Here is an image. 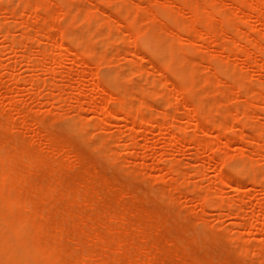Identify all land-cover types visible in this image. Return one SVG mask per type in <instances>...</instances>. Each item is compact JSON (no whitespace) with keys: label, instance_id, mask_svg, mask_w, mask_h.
Here are the masks:
<instances>
[{"label":"rangeland","instance_id":"374dc122","mask_svg":"<svg viewBox=\"0 0 264 264\" xmlns=\"http://www.w3.org/2000/svg\"><path fill=\"white\" fill-rule=\"evenodd\" d=\"M7 1L0 0V6L5 5ZM39 1L51 7L49 8L56 27L50 32H46L44 28L46 21L42 20V17H36L37 13L41 14L36 8ZM160 1L13 0L14 4L11 7L13 10L8 12L0 9V22L6 26L3 30H10L15 40L23 39L26 33L28 34L25 37L31 38L25 39L29 43L25 42L26 47H21V50L13 53L10 42L9 44L4 42V32H0L2 33L0 134L3 135L4 142L2 144L8 142V146L16 152H20L28 145L29 150L28 148L26 150L29 154L21 163L22 168H27L28 160L34 156L33 153L44 150L46 156H51L54 163L50 158L47 163L51 161L53 164L46 163L45 166L48 170L53 165L52 173L58 169V176L55 178L51 169L47 171L46 168L38 169L32 176L35 183L43 184L46 188L52 183L53 186L58 183L56 187L60 192H66L69 188L79 191L91 182L95 191L91 195L96 200L100 199V203L92 202L84 209L83 196L86 193H82L78 200L79 204L76 202L73 205L72 216L77 212L82 213L84 209L82 215L87 220L88 227H91L95 224L93 216L96 211L102 216H108L110 211L123 212L127 209L125 213L129 218L124 230L136 234L140 229L144 230L147 237L143 240L137 239L136 242L146 246L148 249L146 254L154 255L162 264H264V76L256 71L257 64L254 63L264 59L262 55L264 53H253L254 50L251 48L253 51L249 52L248 58L241 53L229 55L227 51L222 50L221 42L204 44L197 41L198 43L193 46L184 35L183 43L181 41L179 44L182 54L178 47L179 55L188 57L186 59L189 62L184 64L180 59H174L171 52L164 48L166 43L163 33L159 32L160 26H156V23L147 17L154 13L157 20L162 22L164 20V23L178 32L180 23L187 18L188 13L185 16L177 15L169 7L160 4ZM200 1L208 3L211 0ZM235 1H240L246 7L252 0H223L221 4L219 3L223 15L218 18L221 19V23L217 22L226 30L221 41L241 35L240 43L252 38L264 46V23L256 21V18L247 20L243 11L233 15L231 10ZM29 2L33 3L29 6L32 7L25 10ZM133 2L139 3L141 12L138 26L144 30V37L137 36L136 39L130 36L136 31V27L130 23L136 9ZM11 11H16V15ZM70 11H73L72 14L78 12L71 15ZM88 13L94 14L91 15V19L86 17V21L84 16ZM109 16L118 21L114 24L115 21L112 19L114 27ZM168 21L173 24L170 25ZM231 21L235 27L230 26ZM244 31L250 33V36L245 35ZM48 35L53 39L58 38L61 44L53 47L50 44L53 40L51 41ZM148 36L153 37L146 42L145 38ZM247 36L251 38H245ZM70 39L75 42H72L73 51L81 54L82 59L72 60L74 58L71 59L72 54L66 53L63 49V45L68 44ZM79 42H83L85 47L78 45ZM89 47H96L95 60L88 53ZM102 51L106 55L100 63L97 61H100ZM42 52L50 56L47 57L46 54L42 56ZM27 53L32 54L34 62L46 61L52 55H58L63 62L60 59L61 65L53 66L55 74L58 73L56 80L47 83L45 79L49 78L47 76H51L52 72L42 70L40 66H37L38 69L29 68L23 56ZM195 62L197 67L199 63H203L199 64L201 70L198 68L196 79L198 83L195 80L187 84L185 76L192 68L194 69L195 64L192 63ZM53 67L48 69L52 71ZM70 70L75 73L70 77L72 80L68 78ZM212 76L213 78L218 76L223 80L219 79V83L217 77L213 79V83L206 80ZM32 77L40 79V90L29 83ZM202 79L205 80L201 84ZM94 81H97L100 87L108 89L114 98L126 96L128 103L147 100L148 103L140 107L146 118L165 114L175 124L174 127L173 125L170 127L175 132L184 129L187 120L192 117V124L187 128L190 136L181 142L171 144L172 136L169 132L165 133L163 127L158 125L148 127L145 124L128 135L131 123L123 118L124 113L114 109L104 113V102L99 99L96 107H81V100L88 99L90 94H97L96 89L92 90L95 87ZM78 82L86 85L85 92L77 91ZM186 85L190 86L191 92L185 98L178 97V89H183ZM239 85L243 86V89H240ZM200 87L202 93L195 95V91ZM251 88L249 94L250 91L247 90ZM241 90L244 92H240ZM51 93H54V100L50 98ZM10 103L17 105L18 110L11 108ZM113 105L115 102L111 101V106ZM205 105H209V108ZM200 116H209L208 118L214 121H224L225 128L204 125L205 127L196 129L193 123ZM26 120L29 122L25 126ZM11 122L14 124L12 131V128L5 126ZM88 122L92 124L86 127ZM194 128L199 130V139L211 140V144L202 153L196 146L199 139L196 141L194 138L196 141L194 143L191 138L195 133ZM32 131L36 133L35 141L29 139ZM132 142L134 148L130 147ZM32 143L34 145H31ZM41 146L44 147L40 148ZM53 147L59 154L54 156L55 158ZM212 154L215 155V161L209 159ZM70 157L75 165L72 164L68 169L66 163ZM224 158L225 163L220 166L219 163ZM169 160L178 169L174 174L169 173L163 163ZM2 162L3 158L0 157V164ZM221 175L227 176L224 181H219ZM48 176H52V181ZM54 178L59 181H55ZM205 188L209 190L208 198L205 197L204 200L202 194ZM54 202L60 212L66 204V198L58 195ZM139 221L142 222V227L139 226L141 224ZM137 225L140 229H137L139 228ZM64 240H67L66 237ZM14 243L19 246L18 239H15ZM77 244L80 248H77ZM85 248L86 246L75 238L70 241L65 254L72 259L73 264H80ZM125 258L121 260V264L129 262L133 256L129 254L127 259ZM96 261L92 264H100L98 260Z\"/></svg>","mask_w":264,"mask_h":264},{"label":"bare ground","instance_id":"6f19581e","mask_svg":"<svg viewBox=\"0 0 264 264\" xmlns=\"http://www.w3.org/2000/svg\"><path fill=\"white\" fill-rule=\"evenodd\" d=\"M222 1L223 0H211L210 2L206 3V2H201L200 0L199 1L198 0H161L160 4H162L163 6L169 7L170 10L177 15H181V16L184 15L185 16V14L188 13V15H186L187 18L182 22V24L180 23V26L178 25L179 26L178 32L175 31L174 29H172V27L168 26L166 23H164L165 22L164 20H163V22H162V20L161 21L157 20V16L155 17L153 15L154 13L149 15L147 17V19L150 18L152 20V22L156 23V26H160L159 32L161 31L163 33L164 40L166 43V46L164 48H166L167 51L171 52L172 56L175 57L174 59H180L181 62L182 61L184 62V64H185V62H189V60L186 59L187 56L186 57L184 55L180 56L178 53L179 51H180V54H182V52H183L181 47L179 46V44L181 41L183 43V38L185 37L184 35L187 36V40L193 46H195L196 43H198L197 41L202 42L204 44H210V43H214V42L220 43L221 42L222 48H223L222 50L224 52L227 51L228 54L229 53L230 54L231 53H235V54L241 53L242 55H245L246 58H248L249 52L250 51L252 52L253 50H254L253 53L255 52L256 54L257 53H261V54L264 53V46L262 44H260L259 41L254 40L251 37H248V36H250L249 35L250 33H247V31H244V33L246 32L245 35L248 34V36L245 38H248V39L251 38V40H254V41L246 40V42L240 43V41H242V36L237 35V34H236L237 36H231L229 39H223L224 42L221 41L223 34L226 32L225 28L221 24L218 25L219 23L217 22V21H219L221 23V21H220L221 19L219 20L218 18H220L223 15V11H221L222 8H221V6L219 7V5L222 3ZM243 1H241V2H243ZM35 2H34V4H35ZM243 3H245V2H243ZM13 4H14L13 0H8L5 5L0 6V9H2L3 11L9 12L10 10H13V9H11ZM24 4H25V2H24ZM32 4L33 3L29 2L28 7H26L25 10H28V8H31L32 6L31 7H29V6ZM134 4H133V7L136 8L134 10L135 15H134L133 19L130 21V23H131V25L136 27V31L132 34L130 33L131 34L130 36H132L136 39L137 36L138 37L139 36L144 37V35H143L144 30H142L138 26L139 16H140L139 12H141V11H139V5H138L139 3L136 4V2H135ZM117 5H118V3H117ZM15 6H16V4H15ZM74 6H76V5L74 4ZM74 6H71V7L74 8ZM244 6L245 5L244 4L242 5L240 3V1H237L236 3H234V7L231 10L232 14L238 15L239 12L243 11L246 13V19L247 20L256 18L257 19L256 21L264 23V0H252L250 3L247 4L246 7H244ZM49 7H48V5L43 4L40 1L38 3H36L37 10L41 11V14H38L37 12H35V13H37L36 17H42V20L46 21V23L44 22V24H45L44 28H46V32L47 31L50 32V30H54V28L56 27L54 25L55 22H53L54 16L51 14V10H50L51 7L50 8ZM36 8H35V10H36ZM123 9H122V11H123ZM16 11H14L15 12L14 15H16ZM29 11H31V10H29ZM73 11H75V10H73ZM73 11L72 12L70 11L69 13H71V15H74V14H76V12H78V11H76L74 14H72ZM14 12H12V13H14ZM23 13H25V12H23ZM44 13H45V15H44ZM82 13H84V12H82ZM66 14H67V12H66ZM80 14H81V12H80ZM93 14L94 13H88L87 16L84 14L85 18L84 17L83 18L85 20H86V17H87V19H88V17H89V19H91L92 18L91 15H93ZM105 14H107V13H105ZM170 14H172V13H170ZM229 14H230V12H229ZM229 14L227 13V15H229ZM12 16H13V14H12ZM21 16H22V13H21ZM18 17H20V16H18ZM93 17H95V16H93ZM229 18H231V17H229ZM110 19L111 20L114 19L115 23L113 20L110 21V23L112 22L111 23L112 27H114L113 23L117 24L118 21L115 20L116 18L110 17ZM158 19H160V18H158ZM151 20H149V21H151ZM92 21H94V19ZM92 21H91V24H92ZM169 22L170 21H168V23ZM233 22H235V21L233 20ZM233 22L231 21V22H229V24H231ZM2 23L3 22H0V32H4V42H6L8 44L10 42V44L12 46L11 50L13 53H16L18 50H21V47L23 48V47L27 46L25 44V42H26V40H28V38H30V36L25 37V35L28 33H26L24 35V37H22L23 39H20V40L16 39L15 40L12 37L13 35H11L10 30H8V29L3 30L4 27H6V26H4V24H2ZM106 23L108 25H110L108 22H106ZM169 24L172 25L173 22L169 23ZM232 25L233 24H231L230 26H232ZM234 25H236V22L234 23ZM124 26H126V24H124ZM20 27H21V25H20ZM20 27H16V28L19 29ZM232 27H235V26H232ZM23 29H25V28H23ZM146 29H149V28H146ZM26 30H28V29H26ZM47 37H49L50 40L51 39L53 40V43L52 42L50 43L53 47H55V46L58 47V44H61L60 42H58V38L54 37V39H53L49 35ZM104 37H102V38H104ZM151 37H153V36H148L147 38H145L146 39L145 41L146 42L150 41ZM106 38H107V36H106ZM161 39H163V38H161ZM72 42H74V41L72 39H70L68 44H66V45L64 44L65 46L63 45V49L66 51V53H69L70 55L72 54L71 59L74 57L72 60L75 61V59H77V60L80 58L82 59L83 56H81V54H79L76 51H73ZM26 43H28V42H26ZM24 45H26V46H24ZM78 45H80V46L83 45V42H79ZM52 46H50V47H52ZM43 47H41V48H43ZM178 47H180L181 50L179 49V51H178ZM95 48L89 47L90 50H89V52L87 51L90 54V57L92 56V59H94V60L96 59ZM236 48H239V49L237 50ZM251 48H253V50ZM26 50H28V49H26ZM41 51H42V49H41ZM45 52H47L46 49H45ZM48 52H50V51H48ZM104 53L102 51V53L100 54V61H97V62L101 63L103 61V59L105 58V55H106V53L105 54ZM43 54H46V53L42 52V56H43ZM89 54H88V56H89ZM158 55L160 56V54H158ZM262 55L264 56V54H262ZM23 56L26 58V61H27L29 68L31 67L32 69H34L35 67L37 68V66L38 67L40 66V68L42 70H49L48 72H50V73L52 72L51 76H47L49 78H46L45 82L52 83V80L53 81L56 80V77H57L56 75L58 73L56 72V74H55V70H54L53 66H55V64H56V67H58L57 66L58 64L61 65V63H60L61 58L58 57V55L57 56L52 55L48 60H46V61L43 60L42 62L39 60H36L34 62V60H33L34 57L32 56L31 53L24 54ZM45 56H44V58H45ZM48 56H50V54H48L47 57ZM31 57H33V58H31ZM183 57L185 59H183ZM45 59H47V58H45ZM170 61H171V58H170ZM62 62H63V60H62ZM204 62H205V60H204ZM190 63H191V61H190ZM197 63H198V61H197ZM197 63L196 62L192 63L193 65L195 64V67L192 66V67H194V69L192 68L191 71L189 72V74L185 76L187 84L194 82L198 78V73H199L198 68L203 63H201V64L199 63L200 65L198 64V67H197ZM212 63L214 64V60ZM254 63L257 64L256 65L257 66L256 71H258L259 74L264 76V59L260 60L259 62L256 61ZM52 64H54V65H52ZM50 65H52V67H53L52 71L50 70L52 68V67L50 68ZM171 66H172V64H171ZM7 67L9 68V66H7ZM48 68H50V69H48ZM229 68H231V66ZM10 69H12V68H10ZM226 70H228V69L226 68ZM68 72H69L68 78H70L74 72L72 73V70H70ZM83 74L84 73L82 72V75ZM221 74L223 75V73H220V75ZM181 76H183V75H181ZM200 76H202V73ZM213 76H212V78H206V80L207 79L210 80L211 83L214 82L213 79L216 77L218 79V83L220 80L221 81L223 80V79H220L218 76H215L214 78H213ZM35 77H37V76H35ZM35 77H32L31 79H29V83L31 84V86H34L38 90H40V87H39L40 79H37ZM83 77H81V78L83 79ZM84 78L87 79V77H84ZM199 79H201V78H199ZM70 80H72V79L70 78ZM203 80H205V79L201 80V84H202ZM97 81L96 82L94 81L95 87L92 89V90L96 89L97 94L96 95L90 94L88 99L81 100L82 101L81 107H83V108L93 107V106L96 107L97 102H98L97 100L99 99L100 101L104 102V105H103V108H104L103 112L104 113L108 112L110 109H114V110H117V111L124 113L123 118H125V120H127V121H130V123H131V127H130L131 131L129 132L128 135L133 134V132L135 130H137L138 128H140V126L145 124L148 127H150V126L152 127V126H156V125L163 127L164 132L165 131L167 133L169 132L170 136H172V143L171 144H176V143L181 142L182 140H185L186 138H188L189 132L187 131V128H188V125L191 126V124H192V121H193L192 117H190L187 120V125L185 126L184 129L181 128L182 130L180 129V130H178L179 132H175V131L171 130L172 125L174 127L175 124H173L172 120L170 118H168L167 116H165V114L164 115L162 114L160 116H155L154 118L152 117L150 119L146 118V116L141 112L140 107H143L145 104H147L148 103L147 100L141 99L137 103H128L126 96L115 97L116 98L115 99L112 96L111 92H108L107 91L108 89H106L102 86L100 87V84ZM82 82H84V81H82ZM196 82L198 83L197 80H196ZM196 82H195V84H196ZM204 82H203V84H204ZM78 83H79V86H77V91L81 93V91L84 90V87L86 85H84V83L82 84L81 82H78ZM211 83H209V84L211 85ZM246 84H243V86H246ZM87 85H88V83H87ZM239 86H240L239 87L240 89H243L242 88L243 86L242 87H241V85H239ZM56 87H58V86H56ZM201 87L195 91V95L200 94ZM190 90H191L190 86L186 85L185 88L178 89L177 95H178V97L180 96V97L185 98L191 92ZM213 90H215V89H213ZM99 91H101L102 93L100 94ZM247 91L248 92L250 91L249 94H251L252 88L248 89ZM84 92H85V90H84ZM240 92H244V91L241 90ZM248 92H246V94ZM51 94L52 95L50 98H51V100H54V98H53L54 93H51ZM209 100H211V99H209ZM111 101H114L115 105L111 106ZM10 105H11V108H14V109L17 108V105L15 106L14 103H10ZM223 105H226V104H223ZM205 106H208V108H209V105H205ZM211 106L214 107L213 104ZM111 107H113V108H111ZM195 107H200V106H195ZM244 107H246V106H244ZM1 109H2V106H1ZM17 110H18V108H17ZM208 110L209 109H207V111ZM198 112H199V110H198ZM201 113L204 115V113L202 111H201ZM199 114H200V112H199ZM208 117L209 116H207V117L206 116H200L199 118L194 120L195 122L193 123V127H195V128L200 127L199 129H201L202 127H205L204 125H207V126H211V128H214V127L218 128V129H219V127L225 128L224 121H221V120L214 121V119L210 120ZM28 122L29 121H27V120L24 121V125L26 126V124ZM91 124H92V122H88L86 124V127H89ZM5 126L8 128H12L11 131L14 130L13 122L7 123V125H5ZM198 128H196V129H198ZM83 129L84 128H82V130ZM168 129H170L171 132ZM196 129H195L194 135L191 134L193 136L191 138L193 139L194 143L200 138L199 133H198L199 130L197 131ZM22 135H24V134H22ZM21 138H23V136ZM35 138H36V133L34 131H32L31 138H29V139L32 141H35ZM194 138H196V141ZM29 139L27 138L26 141H28ZM52 139H53V137H52ZM26 141H25V143H26ZM2 143H4L3 142V135L0 134V157L3 158V162L0 164V264H53V263L54 264H73L72 259H69V257L65 254V252L69 247L70 241L74 240L75 238L78 240V242L80 244H83V246L84 245L86 246L85 251L83 249L84 254L82 255V258L80 259V264H86V262H90L89 264H92L93 261H96V260H98L100 262V264H121L120 263L121 260L124 259L125 257H126L125 259H127L129 254H132L133 258L128 260L129 262H127V263L124 262L122 264H152V263L162 264L159 260H156V257L154 255L146 254V250H148L146 246L142 245L141 243L136 242L137 239L143 240L147 237V233H145L144 230L140 229V227H142L141 221H139V222H141V224L140 225L138 224L140 227L137 225V227H139L137 229H140L137 234L124 230L125 224H126V222H128L127 218H129L128 216H126L127 214L125 213L127 209L123 210V212L122 211L120 212L118 210L110 211L108 216H106V215L102 216L101 213L96 211L95 215L93 216V221L95 224L93 225V223H92L91 225H93V226L88 227L87 220L83 217L82 213H84V209L86 207H88V205H90V203H92V202L100 203V199L96 200L91 195L92 192H95L91 182H88L87 184L84 183V184H86L84 186L81 184L83 186L82 190L80 189L81 192H79L80 190L77 191L76 189L70 190V188L66 192L65 191L60 192L58 187H56V185L58 183L55 184V186H53V183H52V185H51L52 187L50 185H48L49 188H46L43 184L35 183V181H33L32 176L40 168H43V169L46 168V170H47L48 167H46L45 165L47 163V160H49L51 158V156H46L45 153H43L44 150L43 151L41 150L42 153H41V151L38 152L39 154L33 153L34 156H31L29 158L27 168H22L21 163L25 161L26 157L28 156L27 154H29L26 150V148H28V145H26V148L24 147L25 149L23 148V150H21L20 152H16L11 146H8V142H6L5 144H2ZM33 143L31 145H34ZM26 144H28V143H26ZM209 144H211V140L205 139V141H204V140L199 139L196 146L198 147V150L202 153ZM42 147H44V146H41L40 148H42ZM130 147L134 148L133 142L130 143ZM45 148H43V149H45ZM28 150H29V148H28ZM50 150H52V149H50ZM52 151H53V157L59 155L56 148L53 147ZM62 151H64V150H62ZM47 155H49V154H47ZM209 157H210L209 159L212 161L215 159L214 154L210 155ZM51 160L53 161V158H51ZM225 160L226 159L224 158L219 163L220 166H223V164L225 163V162L223 163V161H225ZM56 162L58 163V160ZM49 163L53 164L54 161H53V163L51 161H49L47 163V165ZM163 163L166 165L167 171L169 173H172V174L176 173L177 168L174 166V163H172L170 160L167 162H163ZM72 164L75 165V163H73V161L71 160V157H70L68 159V162L66 163V168L69 169V167ZM51 168L53 169V165H52V167H49L48 170H50ZM52 169L50 170L51 173H52ZM95 171H96V169H95ZM198 171H200V170H198ZM202 173H203V171H202ZM52 174L56 178L58 176V169H56ZM50 175L51 174L49 173V176ZM225 177H227V176L221 175V178L219 181H224L226 179ZM49 178L52 181V179H53L52 176ZM55 178H54V180H55ZM54 180H53V182L57 181V180H55V181ZM88 181H90V180L88 179ZM208 190L207 189L204 190V192L202 194L203 199L205 197H207V191ZM82 193H86V195L83 196V198H84V200H83V206H84L83 208L84 209H82L83 212L82 213L77 212L75 215L72 216L73 205L76 202H78V200L82 196ZM58 195L59 196L61 195L62 197L66 198V204H65L64 208L62 210H60V212H58L59 209H56L57 204L54 202V199L56 197H58ZM78 204H79V202H78ZM74 226H77V227L75 228ZM133 230H136V229L133 228ZM65 237L67 240H64ZM15 239L19 240V246L18 247L14 243ZM71 245H72V243H71ZM77 248H80V246L78 245ZM77 251H79V250H77ZM176 258H178V257L176 256ZM32 261H33V263H32ZM74 264H76V263H74Z\"/></svg>","mask_w":264,"mask_h":264}]
</instances>
